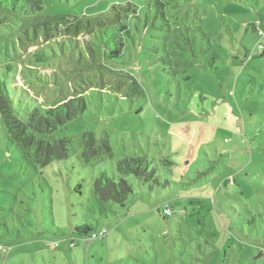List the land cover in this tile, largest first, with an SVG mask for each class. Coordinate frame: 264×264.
Returning <instances> with one entry per match:
<instances>
[{"label": "rangeland", "instance_id": "1", "mask_svg": "<svg viewBox=\"0 0 264 264\" xmlns=\"http://www.w3.org/2000/svg\"><path fill=\"white\" fill-rule=\"evenodd\" d=\"M147 1L40 0L42 10L0 25V72L13 66L10 80L28 99L47 107L88 95L56 134L71 142L65 161L33 168L0 133V264H264V0L184 6L196 47L179 73L164 55L161 19L135 31L118 60L94 45L90 54L100 22ZM37 51L47 58L30 59ZM84 132L106 138L112 156L78 160ZM142 154L154 180L124 175L128 201L100 212L91 180ZM77 223L107 235L79 236Z\"/></svg>", "mask_w": 264, "mask_h": 264}, {"label": "trees", "instance_id": "2", "mask_svg": "<svg viewBox=\"0 0 264 264\" xmlns=\"http://www.w3.org/2000/svg\"><path fill=\"white\" fill-rule=\"evenodd\" d=\"M193 1L177 0L176 3V0H148L146 6L141 8L144 9L143 14L141 9L128 7L127 12L123 10L121 14L115 15L112 23L100 22L99 27L91 31L87 44L89 47L92 45L98 47L108 60H118L123 54L127 41L133 39L135 31H138L142 26L145 31L149 23L157 28V21L161 19L164 24V27L161 28L166 31L163 40L164 55L168 62L177 67L179 73L189 63L185 59V55L194 56L196 47L194 32L196 26L192 24V19L183 8L184 6L188 8ZM42 8L40 0H0V25L12 16H28ZM252 57L253 55H250L248 58ZM46 58L37 51L30 59L43 61ZM212 60L213 57L210 58V61ZM12 68L13 66L10 65L2 66L0 72V133L2 137L33 168L42 169L65 161L71 156V142L66 137H56V134L59 128L66 126L67 123L85 112L88 95L83 91L54 105L44 107L23 95L22 89L13 86L8 73L9 70H13ZM22 74L25 77L36 75V73ZM91 92L93 94L97 91L91 90ZM73 152L78 160L85 163L102 155L112 156L108 140L106 138L98 139L92 132L82 134L80 149L73 150ZM160 162L167 165L173 164L171 160L163 157L160 158ZM149 164L146 154L122 155L115 160L114 164L117 176L111 177L105 170H101L91 180L89 187L95 207L103 212V204L106 202L124 206L132 192L131 185L124 175L132 174L145 181L154 180V171L150 170ZM162 214L167 216L163 210ZM72 229L79 236H88L89 238H91V233L95 232L90 225L84 223L74 224ZM53 243L50 244L51 247L59 245V242H56L52 246ZM70 243V247L75 245L73 243L71 246ZM0 250L6 253L8 248L0 246Z\"/></svg>", "mask_w": 264, "mask_h": 264}, {"label": "built area", "instance_id": "3", "mask_svg": "<svg viewBox=\"0 0 264 264\" xmlns=\"http://www.w3.org/2000/svg\"><path fill=\"white\" fill-rule=\"evenodd\" d=\"M257 34H258V36H259L260 39H261V38L264 36V31L258 29V30H257ZM262 48H263V46H262V44L260 43V40H259V42L256 44L255 50H254L252 53H250V55H253L255 52H258V51L261 50ZM163 213L166 214V215H169V214L171 213V210H170L168 207H165V208L163 209ZM106 233H107V232H106L105 229H100V230H98V231H95V232L91 233V238H94V239H96V238H101V237H103L104 235H106ZM55 244H56V242L53 243L52 246H54ZM70 245L72 246L73 243H70Z\"/></svg>", "mask_w": 264, "mask_h": 264}]
</instances>
